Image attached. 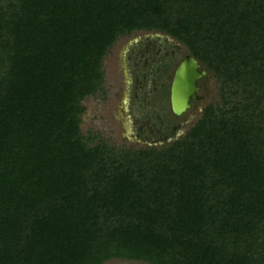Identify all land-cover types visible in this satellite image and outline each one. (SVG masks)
Segmentation results:
<instances>
[{"label": "trees", "instance_id": "16d2710c", "mask_svg": "<svg viewBox=\"0 0 264 264\" xmlns=\"http://www.w3.org/2000/svg\"><path fill=\"white\" fill-rule=\"evenodd\" d=\"M158 31L220 102L158 146L81 131L119 35ZM264 264V0H0V264Z\"/></svg>", "mask_w": 264, "mask_h": 264}, {"label": "rangeland", "instance_id": "374dc122", "mask_svg": "<svg viewBox=\"0 0 264 264\" xmlns=\"http://www.w3.org/2000/svg\"><path fill=\"white\" fill-rule=\"evenodd\" d=\"M153 32L152 30H135L126 35H119L103 57L102 72L104 80L102 88L94 95L86 96L82 100L85 109L80 116V128L85 137H92L91 143L103 141L116 149L158 146L161 141L154 140L156 137H151L147 133L149 128L158 125L157 113L160 118H168L171 123L179 125V131L176 135L179 137L200 117L202 109L207 104H218L220 102V84L217 78L205 66L200 64V70H204L205 75L198 80L200 85L197 91L198 98L191 100L190 107L180 115H174L171 112L168 97L170 82L177 63L184 53H187V48L175 39H171L168 47L178 46L179 54L172 60L171 66L163 78L165 89L162 96L159 91L151 93L149 106L144 104L143 100L134 96L135 81L133 75L130 76L126 65L122 62L124 51L132 42L138 41L143 36L153 35ZM159 36L162 38L161 33ZM136 72H138V69H136ZM142 122L145 129L139 135L138 127ZM162 129L168 131L170 129L169 123L167 126H163ZM147 134L152 140L146 138ZM172 140L171 138L170 141ZM102 264L148 263L113 258Z\"/></svg>", "mask_w": 264, "mask_h": 264}, {"label": "flooded vegetation", "instance_id": "af4514ba", "mask_svg": "<svg viewBox=\"0 0 264 264\" xmlns=\"http://www.w3.org/2000/svg\"><path fill=\"white\" fill-rule=\"evenodd\" d=\"M160 33L162 34V38L159 36ZM171 39L174 38L162 32L154 31L153 35H146L138 41L132 42V44L129 45L127 50L124 51L122 62L126 65L130 76L133 75V80L135 81L134 96L136 98H140V100H143V103L148 106L150 105L149 96L151 93L159 91L162 96L165 89V82L163 78L166 76L167 71L171 66L172 60H174L179 54L178 46L172 45L171 47H168V45H170ZM186 54H188V52L184 53L181 59ZM136 69H138V72H136ZM168 97L171 112L174 115H180L181 113L175 114L171 108L170 88L168 92ZM156 118L158 120V125L154 126L153 128H149L147 130V133H149L151 137H156L154 140L161 141L159 145L170 141L171 138H178L176 136L179 131L178 124L171 123L168 118H160L158 113L156 115ZM168 123L170 125V129L168 131H163L162 127L165 125L167 126ZM144 129L145 128L143 127L142 122V124L138 127L139 135ZM151 137L148 134L146 135L147 139L152 140Z\"/></svg>", "mask_w": 264, "mask_h": 264}, {"label": "water", "instance_id": "95a60500", "mask_svg": "<svg viewBox=\"0 0 264 264\" xmlns=\"http://www.w3.org/2000/svg\"><path fill=\"white\" fill-rule=\"evenodd\" d=\"M200 67L199 61L190 54L179 61L170 87V104L175 114L185 111L189 108L190 101L198 98V80L205 75Z\"/></svg>", "mask_w": 264, "mask_h": 264}]
</instances>
